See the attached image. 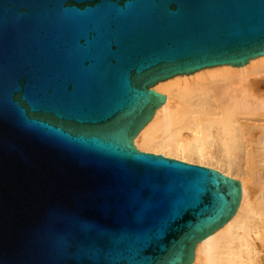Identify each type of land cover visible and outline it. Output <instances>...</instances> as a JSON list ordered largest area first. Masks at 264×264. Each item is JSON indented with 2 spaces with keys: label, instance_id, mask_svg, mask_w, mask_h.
<instances>
[{
  "label": "water",
  "instance_id": "1",
  "mask_svg": "<svg viewBox=\"0 0 264 264\" xmlns=\"http://www.w3.org/2000/svg\"><path fill=\"white\" fill-rule=\"evenodd\" d=\"M264 55V0H0V264H191L241 199L134 138L160 81Z\"/></svg>",
  "mask_w": 264,
  "mask_h": 264
},
{
  "label": "bare ground",
  "instance_id": "2",
  "mask_svg": "<svg viewBox=\"0 0 264 264\" xmlns=\"http://www.w3.org/2000/svg\"><path fill=\"white\" fill-rule=\"evenodd\" d=\"M153 90L166 99L136 148L215 169L241 186L237 211L197 244L191 264H264V55L177 75Z\"/></svg>",
  "mask_w": 264,
  "mask_h": 264
},
{
  "label": "rangeland",
  "instance_id": "3",
  "mask_svg": "<svg viewBox=\"0 0 264 264\" xmlns=\"http://www.w3.org/2000/svg\"><path fill=\"white\" fill-rule=\"evenodd\" d=\"M156 155H160V154H156ZM196 165V164H195Z\"/></svg>",
  "mask_w": 264,
  "mask_h": 264
}]
</instances>
